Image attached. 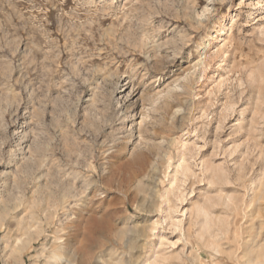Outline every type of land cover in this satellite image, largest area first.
<instances>
[{"label": "rangeland", "instance_id": "374dc122", "mask_svg": "<svg viewBox=\"0 0 264 264\" xmlns=\"http://www.w3.org/2000/svg\"><path fill=\"white\" fill-rule=\"evenodd\" d=\"M57 236L78 264H264V0H0V264Z\"/></svg>", "mask_w": 264, "mask_h": 264}, {"label": "bare ground", "instance_id": "6f19581e", "mask_svg": "<svg viewBox=\"0 0 264 264\" xmlns=\"http://www.w3.org/2000/svg\"><path fill=\"white\" fill-rule=\"evenodd\" d=\"M145 114V113H144ZM181 167H183V169H184V173H187L188 171H190L191 169H190V166L189 165H185L184 166V163H181V165H180ZM190 172H192V170L190 171ZM189 172V173H190ZM65 191V190H64ZM64 191H62V194H61V196H60V198L58 199L57 197V199L58 200H53L52 201V205L56 208V213L55 214H57L58 213V210H57V206L59 207V205L60 206H62L61 205V203H64V207H62V208H65V200H66V198H67V194L64 192ZM51 197V196H50ZM73 200V199H72ZM66 202H68L67 200H66ZM72 202V201H71ZM70 202V203H71ZM69 203V202H68ZM69 203V204H70ZM51 204V203H50ZM49 204V205H50ZM51 205V206H52ZM53 207V208H54ZM67 207V206H66ZM52 208V209H53ZM54 208V209H55ZM60 208V207H59ZM52 209L50 210L51 212H52ZM53 209V210H54ZM63 210V209H62ZM65 210V209H64ZM63 210V211H64ZM49 213L50 214V217H51V215H52V213ZM65 212V211H64ZM204 213V215H206L207 213H205V212H203ZM202 213V214H203ZM66 214V213H65ZM61 215V214H60ZM54 217L56 216V215H53ZM206 217V216H205ZM56 218V217H55ZM66 218V217H65ZM57 228V227H56ZM57 230V229H56ZM58 230H59V228H58ZM25 234V233H24ZM41 234H43V235H45L46 237H48V235L49 234H47V232L45 231V229L44 230H42V232H41ZM41 234H39V236H41ZM56 234V233H55ZM26 235V234H25ZM17 238V237H16ZM18 238H19V236H18ZM31 237H29V239H30ZM56 239H57V242H55L56 243V246H55V248L52 250V254H50V255H47V264H78V259H77V257H78V254L76 253V252H73V251H70V250H67L66 248H64V246L65 245H67L68 244V242H69V239L66 241H60V239H62V237L60 236H57L56 237ZM36 240H38V239H36ZM15 244H17V243H15ZM8 245V244H7ZM25 246V245H24ZM13 247V246H12ZM29 248H27L29 251H31L32 249H33V246L32 245H30V246H28ZM16 248V247H15ZM23 250L24 249V247H21L20 248V250ZM13 250V249H12ZM26 250V249H25ZM27 251V250H26ZM11 252H13V251H11ZM15 253V252H14ZM25 253V252H24ZM30 253V252H29ZM23 260V259H22ZM119 260V259H118ZM21 261V260H20ZM19 261V262H20ZM96 261H97V258H96ZM24 262V261H23ZM22 263V262H21ZM23 264V263H22Z\"/></svg>", "mask_w": 264, "mask_h": 264}]
</instances>
